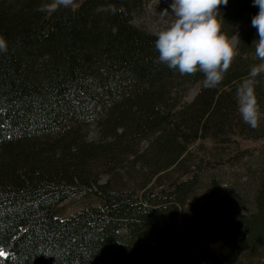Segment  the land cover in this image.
<instances>
[{
    "label": "trees",
    "instance_id": "obj_1",
    "mask_svg": "<svg viewBox=\"0 0 264 264\" xmlns=\"http://www.w3.org/2000/svg\"><path fill=\"white\" fill-rule=\"evenodd\" d=\"M171 2L76 0L44 12L50 0H0L3 264H264V74L256 128L235 100L260 62L256 29L206 89L202 73L158 62ZM149 11L167 24L152 28ZM258 11L229 0L222 32L233 37ZM88 190L99 204L57 213Z\"/></svg>",
    "mask_w": 264,
    "mask_h": 264
},
{
    "label": "clouds",
    "instance_id": "obj_2",
    "mask_svg": "<svg viewBox=\"0 0 264 264\" xmlns=\"http://www.w3.org/2000/svg\"><path fill=\"white\" fill-rule=\"evenodd\" d=\"M76 0H50L40 11L75 7ZM229 0H172V22L155 35L154 47L159 53L158 62L180 74H203L206 89L218 87L225 78L235 55L237 36L222 32L221 6ZM259 11L252 17L251 25L258 39L253 41L259 63L251 66L248 76L241 80L235 100L242 121L256 128L261 118L257 99V77L264 74V0H252ZM166 14V13H165ZM8 43L0 37V54L7 53Z\"/></svg>",
    "mask_w": 264,
    "mask_h": 264
},
{
    "label": "rangeland",
    "instance_id": "obj_3",
    "mask_svg": "<svg viewBox=\"0 0 264 264\" xmlns=\"http://www.w3.org/2000/svg\"><path fill=\"white\" fill-rule=\"evenodd\" d=\"M159 11L161 12V10ZM160 12L155 14L149 11L150 16L148 18V22L152 28L157 27L158 25L167 24L168 21L166 20L165 15L164 16L159 15ZM250 27H251V24H248V25H245L241 30L237 31V33L234 35L239 38L237 39V44L240 41L242 34L246 32ZM196 93H197V88H193L192 90H190V92L188 93V96L186 97V100L191 101L195 97ZM89 135H92V133L90 132ZM211 143H212L211 140L206 141V144L208 145H211ZM260 143L261 142L252 143V142H246V141L242 142L241 141V147L256 146V145H259ZM105 180H106V177L103 176L101 179V182H104ZM95 204H99V199L94 193V190L93 191L88 190L86 192L73 196L71 199L64 201L57 207L56 211L62 217H70L76 212H79ZM0 264H3V263L0 261Z\"/></svg>",
    "mask_w": 264,
    "mask_h": 264
},
{
    "label": "snow or ice",
    "instance_id": "obj_4",
    "mask_svg": "<svg viewBox=\"0 0 264 264\" xmlns=\"http://www.w3.org/2000/svg\"><path fill=\"white\" fill-rule=\"evenodd\" d=\"M9 254L0 248V258L7 259Z\"/></svg>",
    "mask_w": 264,
    "mask_h": 264
}]
</instances>
